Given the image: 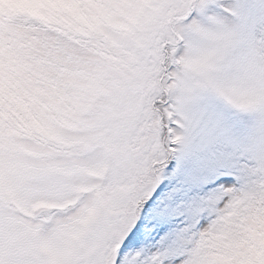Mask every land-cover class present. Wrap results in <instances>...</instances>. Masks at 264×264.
I'll list each match as a JSON object with an SVG mask.
<instances>
[{
    "label": "snow or ice",
    "instance_id": "obj_1",
    "mask_svg": "<svg viewBox=\"0 0 264 264\" xmlns=\"http://www.w3.org/2000/svg\"><path fill=\"white\" fill-rule=\"evenodd\" d=\"M0 264H264V0H0Z\"/></svg>",
    "mask_w": 264,
    "mask_h": 264
}]
</instances>
